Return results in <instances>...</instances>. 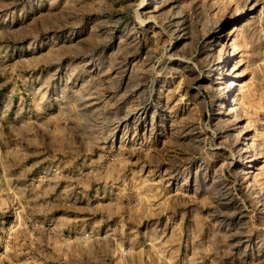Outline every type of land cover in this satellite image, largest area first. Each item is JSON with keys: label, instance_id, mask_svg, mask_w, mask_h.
<instances>
[{"label": "rangeland", "instance_id": "1", "mask_svg": "<svg viewBox=\"0 0 264 264\" xmlns=\"http://www.w3.org/2000/svg\"><path fill=\"white\" fill-rule=\"evenodd\" d=\"M149 1L0 0V264H264V0Z\"/></svg>", "mask_w": 264, "mask_h": 264}, {"label": "bare ground", "instance_id": "2", "mask_svg": "<svg viewBox=\"0 0 264 264\" xmlns=\"http://www.w3.org/2000/svg\"><path fill=\"white\" fill-rule=\"evenodd\" d=\"M150 4H151V1L146 0L145 5H142V7H145V6L150 5ZM231 56H233V54H231ZM236 85H238V83L236 81H230L229 82V87H233V86H236Z\"/></svg>", "mask_w": 264, "mask_h": 264}]
</instances>
